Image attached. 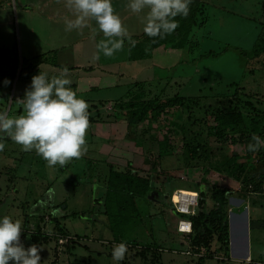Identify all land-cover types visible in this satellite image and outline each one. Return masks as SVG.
<instances>
[{
    "label": "rangeland",
    "instance_id": "374dc122",
    "mask_svg": "<svg viewBox=\"0 0 264 264\" xmlns=\"http://www.w3.org/2000/svg\"><path fill=\"white\" fill-rule=\"evenodd\" d=\"M191 1L190 39L198 46L173 49L176 66L156 70L157 79L128 78L120 88L90 93L91 155L64 166L39 156L33 164L38 175L42 162L48 173L46 191L35 196L44 202L40 212L34 193L0 187V215L21 221L24 246L42 247L40 264H115L111 249L121 241L129 251L119 264H264V193L251 192L247 178L257 163L244 143L253 134L264 138V51L250 53L264 41V0ZM112 3L122 13L114 9L125 2ZM70 13L73 19L66 0H0V110L22 114L20 95L31 77L60 71L55 54L77 46L61 17ZM134 16L124 26L132 28ZM135 96L139 106L127 108ZM176 97L175 106L157 107ZM215 114L236 115L220 123ZM0 153L7 160V150ZM177 192L194 196L188 213L176 209ZM236 214L247 225L238 226ZM179 220L191 222L190 233L178 231ZM244 230L248 258L244 249L235 256L233 244Z\"/></svg>",
    "mask_w": 264,
    "mask_h": 264
},
{
    "label": "clouds",
    "instance_id": "9594fccd",
    "mask_svg": "<svg viewBox=\"0 0 264 264\" xmlns=\"http://www.w3.org/2000/svg\"><path fill=\"white\" fill-rule=\"evenodd\" d=\"M190 3L191 0H128L127 7L133 14L147 10L143 32L163 39L178 27L175 17L188 15ZM66 7L74 10L75 16L64 18L65 31L83 29L89 20H94L106 38L96 43L94 58L98 59L101 53L111 57L123 47L125 40L135 46L136 41L113 11L111 0H66ZM9 82L7 78L3 81L5 85ZM72 83L66 67L54 75L39 70L20 99L22 114L11 116L0 110V137L7 135L23 151L34 149L48 166H64L72 158H79L86 150L90 113L87 101L70 87ZM261 147L264 139L253 134L247 149L255 152ZM3 148L4 144L0 143V150ZM21 231L19 219L0 215V264H40L42 247L33 244L26 248L20 239ZM128 251L127 244L121 241L111 249V258L119 264Z\"/></svg>",
    "mask_w": 264,
    "mask_h": 264
},
{
    "label": "crops",
    "instance_id": "0c3cea01",
    "mask_svg": "<svg viewBox=\"0 0 264 264\" xmlns=\"http://www.w3.org/2000/svg\"><path fill=\"white\" fill-rule=\"evenodd\" d=\"M112 1L114 0H111V2ZM123 2L125 3L118 4L117 8L114 9L120 10L119 7H121L122 10L120 12L122 13H118L116 11L114 12L120 16L124 25V23L128 20H133L135 16L127 7L128 1L123 0ZM44 4L46 5L45 2ZM112 6L116 7V4L112 3ZM71 15L73 14H63L61 15V17H67L70 19ZM138 15L139 17L133 22V27L127 28L133 40L136 39L135 37H138L143 33L139 26L142 24V20L144 18L142 19V16H140L141 13H138ZM49 19H52L53 23L55 22L53 18ZM138 28H140V31ZM72 33H75V35ZM71 34L73 35V41H75L77 46L72 47L69 52L56 53L54 64L57 66L56 68L58 70L65 67L72 69L68 71L69 77L73 81L71 86L77 91V95L82 96L87 101L90 108H93L94 105H96V101H92V99L89 97L90 93L93 90H98L99 88H120V86H123L126 83L123 80L128 78H132L138 81L157 79L156 70L161 69L167 65L169 67L176 66L175 64L178 61V54L172 51L173 48L168 43L153 49V51L147 58L132 60L129 58L130 44L127 40H125L123 47L119 51L114 52L111 57H105L101 53L99 54L98 59L94 58L95 54L97 53L96 43L101 39H106L105 37H103L102 32L99 31L94 20L88 21L86 29H73L71 30ZM176 50H180V48ZM37 58L40 59V56H38ZM72 60H76L75 62H73L74 65L68 66L69 61L72 63ZM111 60H115L116 64H118L116 69L112 67ZM149 68L151 69L150 72ZM172 72L173 69L171 70V73ZM146 77H149V79ZM105 78L111 79L112 82L108 85H101L103 84L102 82L105 80ZM95 83H97V85ZM23 96L24 94L20 95V98H23ZM97 108L98 105L95 109ZM102 125L103 122L101 121V126ZM5 138L6 145L4 146L3 150H7L8 155L7 160H2L3 155L0 153V187L4 186L5 189H7L11 186L10 189L15 190H18L19 187H22V190H24V192L26 190L29 193H34L33 201L39 198L38 200L40 202L37 201L38 205H36L35 207L37 208V210H35L34 207L32 210L40 212L42 210L41 208L43 207L41 203L42 199L38 195V197L35 196L36 192H42L44 194L48 187L49 183L45 181V178L48 176L46 165L43 164V162L40 164L42 165V169L44 170L42 171V174L38 175V168L33 165L38 164L40 161H38L39 156L36 154L35 150L33 149L31 151H23L21 150V146L8 138L7 135ZM86 145H88L87 142ZM91 154L92 152L90 153L89 150H85L82 153L81 157L85 158ZM33 171L36 172L35 175H32ZM58 171L64 172L62 168H58ZM17 175H24L29 179H23V177H20V179H18L15 177ZM36 175L38 176V178H36ZM21 180H25V182L22 183ZM243 220V215L239 216V214H236L234 216V222H237L238 226L241 222L244 226L245 220ZM233 238L235 251H237L235 256H239V253H241L242 249H244L246 253H244V255L242 256L248 258V238L246 235V231L244 235H242L241 233H236L235 237Z\"/></svg>",
    "mask_w": 264,
    "mask_h": 264
},
{
    "label": "trees",
    "instance_id": "16d2710c",
    "mask_svg": "<svg viewBox=\"0 0 264 264\" xmlns=\"http://www.w3.org/2000/svg\"><path fill=\"white\" fill-rule=\"evenodd\" d=\"M192 2V1H191ZM175 19L178 21V27L173 31L171 34H166L163 39L160 37H149L146 34L141 39H135L136 44L135 46H129V58L132 60L136 59H143L149 56L153 49L163 45V44H170L173 49L183 48L188 45L191 48L193 45L198 46L195 44L196 42L190 39V32L195 24V14L193 12L188 13L187 16L181 17L177 16ZM264 41L255 42L253 48L251 49V54H256L260 51H264ZM191 50V49H190ZM181 101V97H176L174 99H167L166 101L162 102L161 105H157L159 109L166 110L167 108L175 106L178 102ZM127 108H135L139 106V98L135 96L129 103L126 104ZM236 114H215L213 119L219 121L220 123L223 120L230 121L231 116H235ZM250 136L248 137V142H244L247 145L250 142ZM264 139V138H263ZM246 157H251V160H254L255 163L253 170L250 171L247 181L252 183L251 192H260L264 193V147H261L256 152L249 151ZM257 169L258 172L255 170ZM135 184H139L137 180H134ZM222 196H220V200ZM217 217V216H216ZM220 218L221 217H217ZM198 219V218H197ZM227 229V223L224 221L222 230Z\"/></svg>",
    "mask_w": 264,
    "mask_h": 264
},
{
    "label": "built area",
    "instance_id": "2783aa9c",
    "mask_svg": "<svg viewBox=\"0 0 264 264\" xmlns=\"http://www.w3.org/2000/svg\"><path fill=\"white\" fill-rule=\"evenodd\" d=\"M195 198L191 194L186 192H177L176 194V209L181 213H188L190 206L194 203ZM177 229L183 233H190L191 231V222L189 220H179L177 224ZM184 230V231H181ZM250 260H246L245 264H250Z\"/></svg>",
    "mask_w": 264,
    "mask_h": 264
},
{
    "label": "bare ground",
    "instance_id": "6f19581e",
    "mask_svg": "<svg viewBox=\"0 0 264 264\" xmlns=\"http://www.w3.org/2000/svg\"><path fill=\"white\" fill-rule=\"evenodd\" d=\"M181 231H184V230H181Z\"/></svg>",
    "mask_w": 264,
    "mask_h": 264
}]
</instances>
